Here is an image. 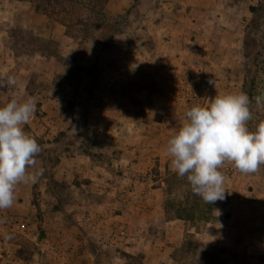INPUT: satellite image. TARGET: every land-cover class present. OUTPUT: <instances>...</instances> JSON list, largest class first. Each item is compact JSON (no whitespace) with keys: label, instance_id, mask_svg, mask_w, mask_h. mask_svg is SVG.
Returning a JSON list of instances; mask_svg holds the SVG:
<instances>
[{"label":"crops","instance_id":"1","mask_svg":"<svg viewBox=\"0 0 264 264\" xmlns=\"http://www.w3.org/2000/svg\"><path fill=\"white\" fill-rule=\"evenodd\" d=\"M135 1L107 0L106 8L123 14ZM227 1L152 0L142 21V25L148 24L145 33L153 40V44L144 49L143 58L147 59L139 62L131 47L124 44L114 52L113 60L101 62L102 73L94 85L89 108L85 112V125L81 119L76 121V126L80 124L77 131L76 126H72L73 109L67 106V102L73 99V93L67 97L66 91H60L56 97L51 96L58 101L55 110L50 108L45 116L43 112L39 114L42 110L33 115L30 120L34 122L36 136L50 138L49 148L55 151L59 148L60 158L54 173L46 176L43 172L40 174L45 163L36 155L38 170L35 182L18 184L13 206L0 210L5 218L9 214L18 215L11 227L5 225L4 218L0 220V264L10 262L12 258L18 259L16 248L21 245L12 239L14 232L35 242L54 262L63 264H110L111 261L116 263L117 257L123 264L128 258L133 259L136 253L145 264L181 263L184 258L182 255L174 256L173 251L185 243L189 217L187 219L178 213L173 216L168 208L167 193L173 182L169 175L175 172L170 168L166 142L169 134L179 127L186 108L204 104L207 97L215 94L242 91L243 40L251 12L249 9L246 19L238 18L240 27H236L233 24L235 19L229 21L222 17ZM258 2L252 3L257 5ZM174 7L176 11L172 14L175 19L171 20L164 9L168 11L170 8L169 13ZM196 14L200 16L196 17ZM55 23L65 28L58 29L62 32L59 38L64 36L65 42L66 37L72 38L65 25ZM166 38L171 39L167 45L163 42L167 41ZM94 41L98 50L94 55L92 53L91 58L82 57L81 61L89 68L97 62L103 48L100 42ZM10 50L13 52L14 48ZM38 54L47 58L38 51L31 54L30 69H24L27 74L40 70L38 65L42 63H37L40 59ZM16 56L12 54L15 62L18 60ZM65 66L73 69L68 63ZM140 69L154 76L157 90L135 86L134 75ZM30 84L32 75L21 89L25 94L23 98L39 97L40 107L47 109L52 99L49 85L45 82V87L37 91ZM191 89L198 96L188 102L190 92H193ZM14 98L20 100L21 97ZM80 114L82 117L83 112ZM94 130L96 141L88 151L81 142L62 140L69 134L82 136L89 132L92 134ZM62 147L64 151L67 148L71 151L63 153ZM222 174L225 199L215 204L208 203L206 214L200 217L201 222H197L202 223L201 229L196 227L193 231L205 240L212 239V246L234 247L242 253L238 255L241 262L243 255L248 256L254 245H263L260 251L264 252L263 237L250 233L254 226H250L251 221L256 219L257 207L254 204L260 200V187L264 189V167L261 165L252 174L235 176L224 171ZM53 180L75 192V200L65 202L68 207L48 205L56 202ZM36 184L37 192H42L44 197V213L40 208L37 212L30 205ZM70 217L75 219V224H70ZM19 223H23V228H17ZM6 235L11 239H5ZM87 243H95L100 250L87 248ZM52 245L58 247L57 254L50 250ZM102 250L111 254L100 257ZM76 257L81 258L80 261Z\"/></svg>","mask_w":264,"mask_h":264},{"label":"rangeland","instance_id":"2","mask_svg":"<svg viewBox=\"0 0 264 264\" xmlns=\"http://www.w3.org/2000/svg\"><path fill=\"white\" fill-rule=\"evenodd\" d=\"M88 2L90 5H101L104 4V0H84L82 3H76L72 4L69 9L72 11L71 15L79 17V19H82V21H89L91 22L87 23L89 26H84L81 28V25L77 24L78 27L81 30L72 31L76 33V35H79L78 38H70L67 39L66 42L64 39V36H61L59 38L60 33L58 29H65L60 27V25H56L55 21L51 18H46L42 12L38 10V8L35 5V1L33 0H0V76L4 77V90H0V104H5L8 102L11 98L14 97H21V99H24V93H22V90L27 83L28 79L32 75V84L30 86L37 91L40 90V88L45 87V82L49 85L50 97L53 95L54 97L58 96V93L62 91H66L67 97L73 93L74 87L76 85V78L78 77V72L76 68L70 69L69 67H66L65 64H73L77 66H83L82 65V59H86L87 57L91 58L92 53L93 55L98 50V45L95 43L94 39H92L91 36L93 34V31L96 30L94 26H96V20H97V14L89 10L88 7H85V2ZM256 4L259 0H228L227 5L225 7V10L222 11L223 16L227 19L234 21V26L240 27L238 25L237 19H246L249 12V6L253 5V2ZM79 5H82V9L80 11V15L77 12V8H79ZM107 9V15L108 20L111 23H114V20L117 18H120L119 16H116V14H113L114 12L111 11L109 8ZM223 7H221V10ZM170 10V8H169ZM168 10V11H169ZM70 11L67 15H70ZM166 11V16H169L168 18L171 20H174V11H176V7L173 8V12ZM184 11V10H181ZM124 14V13H123ZM251 15L249 13V18H251ZM199 17L200 14H196V17ZM220 16V15H219ZM116 21V20H115ZM184 20H182V23L184 24ZM194 22H196L194 20ZM248 23V21L246 22ZM118 28V30L125 32L126 23L121 22L119 24H115ZM148 24L141 25L135 33H132L129 37H125L122 35L120 39H118V43L122 44L123 42L127 44L133 52L135 53V59L140 61H145L147 59H144V49L148 48L150 44H153V40L148 37V35L145 33L148 28ZM243 26V25H242ZM88 27V28H87ZM75 30V29H74ZM83 31V32H81ZM135 34V35H134ZM52 35H56L57 37H53ZM245 35V34H244ZM167 41L165 44L170 43L171 39H165ZM119 44V45H120ZM172 44V42H171ZM14 48V51L12 52L10 49ZM40 53L44 54L47 58H43L42 55L38 54V57H40L38 61H41L42 64L38 65V71H32L31 74H27L28 72L24 71L26 69L27 71L30 69L31 63L29 62L30 55L38 51ZM127 53V52H126ZM124 53V54H126ZM12 54H16L18 57L17 62L12 60ZM25 55H29L27 58ZM90 55V56H89ZM36 56V55H35ZM83 57V58H82ZM125 57H128L125 55ZM8 58L10 60H8ZM113 58V57H112ZM157 58V57H156ZM118 60H121L120 58ZM158 60V58L156 59ZM13 64H12V62ZM6 63H9L8 66ZM36 62H33V64ZM33 67H31L32 69ZM34 74V75H33ZM136 75H134L135 86L137 88H150L152 90H157L158 84L157 81L154 80V76L150 74V72H146L144 69L136 70ZM3 75V76H2ZM12 76L15 78L16 83L15 85H9L7 84V77ZM45 81V82H44ZM19 84V85H18ZM22 89V90H21ZM48 91V90H46ZM191 91H193L191 89ZM190 92V95L188 97V102H191L193 100H196L197 97L194 95H197V93ZM61 95V94H60ZM63 95V94H62ZM49 97V98H50ZM52 98V97H51ZM37 101V108L36 112L38 114L39 110H42L39 112H43V115H47L49 113V109H56L57 100L56 98H52L47 105V109H43L40 107L41 101L39 97H35ZM68 99V98H67ZM40 104V105H39ZM69 103L67 102V105ZM34 122L32 123L31 120L28 122L27 125H25V131L28 132L32 137H34L39 144L41 151L37 154L40 156L44 163V170L43 175L50 176L54 172V167L58 159L60 158V150L59 148L53 150L52 148H49V142L51 139L46 138L45 139L39 136H36V131L33 130ZM78 130V127L76 126V130ZM84 135V134H83ZM75 135V134H69L67 139H62L63 141L71 140L74 142H81L85 148V150L89 149V146L95 143L96 141V130L92 132V134L89 132L87 135L84 136ZM46 136V135H44ZM84 137V138H82ZM69 138V139H68ZM60 143V141H58ZM64 147V146H63ZM62 147L61 152H70L71 149H66L67 151H64V148ZM263 166V165H262ZM38 166L35 165L28 169V172L37 174ZM36 171V172H35ZM220 171L223 173L226 172L225 170L220 168ZM176 173V172H175ZM228 173V172H227ZM230 174V173H229ZM231 175V174H230ZM169 178L173 180L170 186V191L167 193L168 197V208L170 211V214L175 216L177 213L179 216H184L189 221L187 224V232H186V238L185 242L190 243L194 242L196 244V237L200 238L201 240L206 243L207 246H210L211 248L217 245L210 244L212 242V239H207L203 237L202 235L196 236L194 233V229L196 227L200 228L202 227V223L198 224L197 222H201L200 217L204 216L206 213V207L208 206V203H206L201 197L197 196L193 193L190 184L187 181L186 176L180 177L176 176L174 174L169 175ZM52 185L54 188H56V202H50L49 206L54 207H68V202L75 200V192L67 185L59 183L57 180L52 181ZM264 187V184H263ZM38 190V184L34 187V195L32 196L30 200V205L34 207V209L37 210L40 208L41 213H44L43 208L46 207L45 204H43L44 197L42 196V192H37ZM264 189H262V186L260 187L261 195L259 202L255 203V207H257L255 212L256 219L254 221H251L253 226L250 233H256V237L262 236L264 239ZM66 202V203H65ZM215 203H218L217 201ZM214 203V204H215ZM180 205V206H179ZM178 207L185 208L186 211L182 212ZM180 210V211H179ZM200 212V213H199ZM72 213V212H71ZM18 215L17 214H9L5 218L4 214H0V220L6 221L5 225L13 226V223L17 220ZM198 220H197V219ZM70 224H75V219L70 217ZM75 226V225H74ZM190 230V231H189ZM7 233H12L11 231H8ZM12 235V239L20 242V247L16 248V252L18 254V259L12 258L10 262H5V264H63L61 262H54L51 258V256L47 253V251L42 250L35 242H33L30 239L23 238L20 234H14ZM2 236L0 235V238ZM22 237V238H21ZM205 238V239H204ZM263 245H254L251 247V250L248 252V256L245 254L243 255V258L240 262V256L242 253L236 251L234 247H230L229 249H225L223 253L220 254V264H264V252H261L260 249ZM72 248V247H70ZM87 248L92 249L94 251L100 250L98 249L97 245L95 243H87ZM174 248V247H173ZM73 249V248H72ZM15 252V253H16ZM20 252H23L22 254ZM102 252V253H101ZM99 253L100 257L103 255L106 256L108 254H111L110 252L101 251ZM185 248H176L173 251L174 256L182 255L184 259H182L180 264H188L190 260V256L184 255ZM29 253L28 257L23 256L24 254ZM16 255V254H15ZM21 255V257H20ZM180 257V258H181ZM77 258V257H76ZM75 258V259H76ZM78 259V258H77ZM81 258L78 260L80 261ZM202 261L205 263V259L202 257ZM116 263L112 262L110 264H121V260H118V257L116 258ZM162 262V261H161ZM85 264V263H84ZM99 264V263H98ZM102 264V263H101ZM123 264H145L142 260V257H140V254L136 253V255L133 256V259H129L128 261H124ZM160 264V263H159ZM171 264H178L176 261L171 262ZM193 264V261L190 263Z\"/></svg>","mask_w":264,"mask_h":264},{"label":"clouds","instance_id":"3","mask_svg":"<svg viewBox=\"0 0 264 264\" xmlns=\"http://www.w3.org/2000/svg\"><path fill=\"white\" fill-rule=\"evenodd\" d=\"M15 83L14 77H7V84ZM254 99L258 108L264 107V95ZM252 102L243 91L207 97L204 104L186 108L179 127L169 134L166 154L170 168L178 176H186L193 193L206 203L225 199L220 168L226 161L243 174L255 173L264 165V119L250 127ZM36 108L34 97L11 98L0 105V210L13 206L18 184L35 182L36 174L28 169L35 165L41 148L25 125Z\"/></svg>","mask_w":264,"mask_h":264},{"label":"trees","instance_id":"4","mask_svg":"<svg viewBox=\"0 0 264 264\" xmlns=\"http://www.w3.org/2000/svg\"><path fill=\"white\" fill-rule=\"evenodd\" d=\"M35 5L40 12L47 15L49 18L62 23L67 27V34L71 37L78 38L79 35L72 31L81 30L84 26H89L87 23L89 21H82L77 16L71 15L70 5L76 3H82L84 0H33ZM106 1L101 5H90L87 1L85 2V7L89 10L94 11L97 14L96 28L93 34L89 37L100 42L103 45L102 55L100 54L97 62L93 67L89 68L86 66H77L70 64L74 69L76 68L78 72V77L76 78V85L73 90V99L67 105L73 109V122L72 126H76V121H83L85 125V112L88 110L89 101L92 98L94 85L96 84L100 74L102 73L101 62L107 63L113 60L112 56L114 52L125 43H118V39L123 36L129 37L132 33L142 25L144 16L150 9V4L152 0H136L134 5L128 9L124 14L113 13L120 18L114 20L111 23L108 20ZM82 5H79L77 12L80 15ZM251 18L249 19L244 35L243 44V54H244V82L242 86V91L247 93L252 99L251 110L253 112V121L250 122V127H254L255 122L264 119V107H257L255 104V97L259 95H264V0H260L257 5L250 6ZM70 11V15H67ZM87 22V23H86ZM121 22L126 23L125 32L118 30L115 24ZM78 24V25H77ZM90 27V26H89ZM88 28V27H87ZM75 29V30H74ZM83 32V31H81ZM120 44V45H119ZM40 50L38 49V52ZM41 52V51H40ZM4 78L0 76V90H4L5 83ZM3 105V104H0ZM83 112L81 117L80 112ZM79 114V116H78ZM77 126H80L78 124ZM64 133H62V136ZM79 135V134H75ZM88 151V150H87ZM264 167V165H263ZM174 175L178 176L176 173ZM181 216V215H180ZM196 244L194 242H185L182 248H185L184 255L190 256V264H220V254L225 251L223 247L214 246L210 247L204 243L203 240L196 238ZM23 256L28 257L29 253ZM205 259V263L201 258Z\"/></svg>","mask_w":264,"mask_h":264},{"label":"built area","instance_id":"5","mask_svg":"<svg viewBox=\"0 0 264 264\" xmlns=\"http://www.w3.org/2000/svg\"><path fill=\"white\" fill-rule=\"evenodd\" d=\"M194 96L197 97V95H194ZM221 169L225 170L226 172L230 173L231 175L236 176V175L241 174V172H239L232 163L227 162V161L223 164ZM17 228H23V223H19L17 225ZM50 250L53 251L54 254H57L59 251V249L56 245H52L50 247ZM1 251H2V245H0V253H1Z\"/></svg>","mask_w":264,"mask_h":264}]
</instances>
